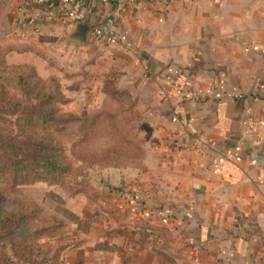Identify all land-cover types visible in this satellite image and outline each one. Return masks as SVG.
Listing matches in <instances>:
<instances>
[{
  "label": "crops",
  "instance_id": "0c3cea01",
  "mask_svg": "<svg viewBox=\"0 0 264 264\" xmlns=\"http://www.w3.org/2000/svg\"><path fill=\"white\" fill-rule=\"evenodd\" d=\"M9 5V63L116 78L140 113L146 158L135 196H116L120 229L62 264H264V138L241 123L264 119V0H87L85 25L115 44L80 41L62 0Z\"/></svg>",
  "mask_w": 264,
  "mask_h": 264
},
{
  "label": "trees",
  "instance_id": "16d2710c",
  "mask_svg": "<svg viewBox=\"0 0 264 264\" xmlns=\"http://www.w3.org/2000/svg\"><path fill=\"white\" fill-rule=\"evenodd\" d=\"M10 0L3 3L4 9ZM3 9V10H4ZM30 69L31 74L21 72ZM37 68L31 64H11L0 58V243H3L8 252H0V264H56L60 263V253L71 244L51 247L49 243H41L43 237L55 236L62 225L56 217L48 220L42 218V207L35 201L11 199L7 193L20 187L36 184L64 185L69 178L72 180V165L68 160L67 146L62 140V134L70 133L75 126L81 133L73 143V149L88 141L90 131L105 113L95 116L64 113L62 106L64 97L47 87V81L36 72ZM120 94L129 95L126 89H120ZM137 104L136 99H133ZM137 115L140 113L137 111ZM122 139L127 145L141 153L143 148L135 137L125 136ZM134 140V141H133ZM125 153L128 152V148ZM107 151L104 158H107ZM114 153V151H111ZM73 155H75L73 153ZM76 157V156H75ZM98 160L101 167L104 164L103 156ZM142 153L129 161V165L118 167L112 165L102 172L100 188L121 198H133L135 193L129 187V181L138 177H128V170H136L137 176L141 169H133L130 165H141ZM124 163V161H122ZM124 170H127L124 172ZM112 171L113 174H108ZM89 175H83L84 180L90 181ZM71 177V178H70ZM99 180V179H97ZM70 183V181H69ZM72 194L82 192L70 187ZM93 196V195H92ZM91 195L88 197L91 198ZM114 214V213H113ZM107 219V217H106ZM45 224L50 225L49 228ZM50 247L51 254L42 255V247ZM54 250V252L52 251Z\"/></svg>",
  "mask_w": 264,
  "mask_h": 264
},
{
  "label": "rangeland",
  "instance_id": "374dc122",
  "mask_svg": "<svg viewBox=\"0 0 264 264\" xmlns=\"http://www.w3.org/2000/svg\"><path fill=\"white\" fill-rule=\"evenodd\" d=\"M4 2L5 0H0V58L8 62L7 55L13 50L14 46L6 43L8 36L11 34V26L8 19L11 8L8 5L4 9ZM60 70L54 68L41 73L38 70L36 72L44 79L52 78L46 80L48 82L47 87L57 93L58 97H64L63 112L89 115V117L101 112H104L105 115L98 119L97 125L90 131L88 141L78 146L77 149H73L69 142L72 141L73 143L77 138H80L81 133H77L79 127L75 126L70 133L62 134V140L67 146L68 160L72 165V180L68 178L64 185L41 183L20 187L13 192L9 191L7 195L11 199L37 202L42 207V218L44 220H48L52 216L57 218L62 225L59 227V231L55 236L48 235L43 237L41 243H49L51 247L56 244L59 246L71 244L59 252L62 260V255L66 250L80 245L87 237L91 238L93 231L100 229L103 236L120 229V222L124 216V211L119 207L120 200L116 197L117 195L100 188L102 185L99 184L100 177H105L102 176L106 172H102L105 168V163H107V167H110L111 163L118 167H124L129 165L130 160L134 161L136 153L138 155L142 153L141 165H135L134 162L130 167L133 169L135 167L139 168L142 172L146 149L142 146L141 118L137 115V104L133 101L135 99L134 95L128 91L133 98L130 101L129 95L120 94L119 90L123 88L119 85V81L116 78L99 81L94 79V75L86 71L74 73L67 69ZM21 72L31 74L33 71L23 69ZM122 133L125 136L134 137V139L136 137L137 141H140L143 151L139 153L133 146L127 145L122 139ZM122 147L128 148V152L125 153V149ZM107 151L109 152L105 159L104 155ZM111 151H114V153ZM101 155L104 159L102 167L101 163L98 162L102 158ZM86 173L94 174L95 177L89 175L90 181L87 182L83 178ZM107 173L113 174L112 171H107ZM127 173H129L128 177H138V179L140 177L136 175V170L130 169ZM138 179L129 181L128 187L136 184ZM70 187L79 189L82 192L72 194L73 191L70 190ZM89 195L93 196L89 198ZM113 213L114 219L111 216ZM111 219L117 222L116 225L109 224ZM49 226L45 224V227L49 228ZM50 250L51 248L48 246L42 247L40 249L42 255L38 261L41 260L43 254H51ZM2 251L9 253L8 248L3 243H0V252ZM52 251L54 252V250ZM62 263L63 261H60V263L56 264Z\"/></svg>",
  "mask_w": 264,
  "mask_h": 264
},
{
  "label": "built area",
  "instance_id": "2783aa9c",
  "mask_svg": "<svg viewBox=\"0 0 264 264\" xmlns=\"http://www.w3.org/2000/svg\"><path fill=\"white\" fill-rule=\"evenodd\" d=\"M68 8L66 10V19L70 27H74L76 24H87L88 18L84 10V5L87 0H62ZM106 2L107 0H100ZM187 1V0H181ZM94 36L108 44L117 43V38L108 32H105L101 27L96 26L93 28ZM242 132L243 136L247 140H259L264 138V119L258 117H247L242 120ZM256 160L253 159V163Z\"/></svg>",
  "mask_w": 264,
  "mask_h": 264
},
{
  "label": "water",
  "instance_id": "95a60500",
  "mask_svg": "<svg viewBox=\"0 0 264 264\" xmlns=\"http://www.w3.org/2000/svg\"><path fill=\"white\" fill-rule=\"evenodd\" d=\"M75 36L79 38L80 41L87 40V37L93 33V29L84 24H76L74 27Z\"/></svg>",
  "mask_w": 264,
  "mask_h": 264
}]
</instances>
